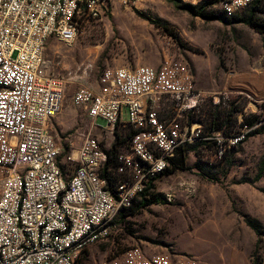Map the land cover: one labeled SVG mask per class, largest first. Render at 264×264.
I'll return each mask as SVG.
<instances>
[{
  "label": "built area",
  "instance_id": "built-area-1",
  "mask_svg": "<svg viewBox=\"0 0 264 264\" xmlns=\"http://www.w3.org/2000/svg\"><path fill=\"white\" fill-rule=\"evenodd\" d=\"M108 1L0 0V264H78L92 245L112 236L119 213L170 167L178 149L212 141L221 159L260 125L227 136L205 134L200 120L182 124L185 115L200 111L207 95L196 87L189 63L169 55L159 68L106 69L98 88L81 75L55 71L44 60L48 41L73 46L80 21L101 19ZM254 1L220 0L219 7L233 16ZM70 79L78 82L73 105L93 122L103 121L107 130L124 122L134 132L130 153L118 158L122 180L114 193L102 177L107 150L94 135L85 136L76 156L68 157L76 162L68 179L61 169L62 147L51 121L62 110ZM95 264L200 263L148 255L136 246Z\"/></svg>",
  "mask_w": 264,
  "mask_h": 264
},
{
  "label": "rangeland",
  "instance_id": "rangeland-1",
  "mask_svg": "<svg viewBox=\"0 0 264 264\" xmlns=\"http://www.w3.org/2000/svg\"><path fill=\"white\" fill-rule=\"evenodd\" d=\"M198 2L109 0L101 19L80 21L82 29L73 46L48 41L44 60L55 71L72 78L81 75L85 84L98 88L106 69L159 68L169 55L189 63L196 87L207 95L194 115L206 132L210 113L223 117L235 110L240 112L232 116L233 132L242 128L244 118L254 115L261 119L255 128L259 130L264 125V37L245 24L196 17L190 6ZM214 9L221 11L219 4ZM77 87L71 79L65 85L62 110L51 121L53 136L62 147L60 165L66 179L76 168V162L67 159L76 156L85 136L94 135L102 149L110 150L118 133L126 139L120 152L129 154L133 132L124 122L113 130H107L103 121L93 122L86 110L72 103ZM159 116L167 120L164 111ZM181 123H190V116L181 118ZM197 153L189 155L188 171L153 182L152 192L164 199L162 203L118 222L112 236L92 245L78 264H95L136 246L148 255L167 254L200 264H264V236L258 237L245 222L249 217L264 228V132L251 135L223 162L213 145H201ZM198 161L207 168L206 177L195 168Z\"/></svg>",
  "mask_w": 264,
  "mask_h": 264
},
{
  "label": "trees",
  "instance_id": "trees-1",
  "mask_svg": "<svg viewBox=\"0 0 264 264\" xmlns=\"http://www.w3.org/2000/svg\"><path fill=\"white\" fill-rule=\"evenodd\" d=\"M220 0H200L196 5L190 6V12L195 15L196 17H199L206 21H213L218 20L221 22H224L225 24L234 25V24H245L249 26L251 29H253L256 33L264 37V19L262 18V12L264 9V0H255L247 9L242 11L241 13L235 14L233 16L227 17L226 14H224L222 11L218 9H214V6L219 4ZM178 41V40H177ZM179 42V41H178ZM219 107L215 106V111ZM240 112V111H239ZM238 110L235 111H229L225 113V115L222 117L220 114H216L214 112L210 113L212 121L210 123V127L208 131L206 132L204 129L205 134H211L213 132L221 131L227 136L235 135L239 131L233 132L232 129H230L232 116L235 113H239ZM198 113V112H197ZM197 113H189L188 116H190V122L195 120H200L198 118H195L194 115ZM261 121L260 117L254 115L252 118H244V122L242 123L243 126L248 125L249 127L255 126L257 123ZM242 126V127H243ZM229 128V129H228ZM223 129L229 130V133L225 132ZM264 132V125H261L259 130H255L251 132L249 137L256 133H262ZM134 132H132V135L129 136V146L131 147V141L133 138ZM116 140L114 145H112L110 150H107L108 154V161L102 171V177L107 180L108 188L109 190L114 193L117 184L122 180L121 175L118 173V167L119 162L118 158L122 154L120 152V148L126 144V139L121 140L120 135L117 133ZM201 145H213L215 147V143L212 141H199L192 145H188L185 147H181L178 149L177 153L175 154L174 158L170 160L172 167L171 169H167L164 173L159 175L157 178H160L163 175H171L174 174L177 171L186 172L190 168L188 166V159L189 155L191 153L198 154L197 149ZM236 148H232L229 150L223 158L219 159L220 162H223V159L227 157L228 155H232L234 153ZM230 164V161H229ZM209 166L213 167L214 165L211 163H208ZM61 166V165H60ZM195 168L198 169L200 175L202 177H206L208 175V172L206 171V167L200 164L198 161L195 164ZM62 171L64 172L63 167L61 166ZM156 178V179H157ZM260 178V175L258 176ZM154 179V181L156 180ZM153 181V182H154ZM153 182H151L147 188L144 190V192L140 195V197L133 203V205L127 209L122 210L117 219L113 221L116 225L118 222H121L123 220H126L130 217H133L137 215L142 209H146L152 205L160 204L162 201H164L163 198L159 194H154L152 190ZM245 222L247 226L258 236L262 237L264 236V228L258 222L257 220H254L249 217H245ZM86 252V251H85Z\"/></svg>",
  "mask_w": 264,
  "mask_h": 264
},
{
  "label": "crops",
  "instance_id": "crops-1",
  "mask_svg": "<svg viewBox=\"0 0 264 264\" xmlns=\"http://www.w3.org/2000/svg\"><path fill=\"white\" fill-rule=\"evenodd\" d=\"M194 75V74H193ZM194 78H195V75H194ZM195 84H196V81H195ZM197 86V85H196ZM258 110V108H256ZM170 114L174 116L175 114V110H170Z\"/></svg>",
  "mask_w": 264,
  "mask_h": 264
}]
</instances>
